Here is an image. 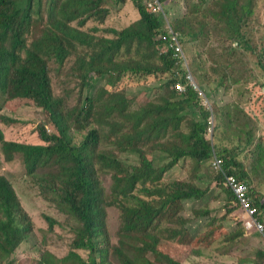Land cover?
Returning <instances> with one entry per match:
<instances>
[{"label": "trees", "instance_id": "1", "mask_svg": "<svg viewBox=\"0 0 264 264\" xmlns=\"http://www.w3.org/2000/svg\"><path fill=\"white\" fill-rule=\"evenodd\" d=\"M105 1L0 0V100H4L0 111L11 100L16 104L35 103L43 109L49 123L39 127L46 143L36 145L6 141L0 126V149L9 162L20 158L27 175L40 183L44 199L73 221L74 238L67 255L59 260L62 264H185L201 246H196L186 231L188 221L181 213L185 202L201 199L205 191L184 182L174 183L171 188L161 185L152 191L150 184L159 177L145 147L155 140L153 149L167 154L170 162L162 170L187 159L199 166L215 153L224 161L228 174L248 184L253 179L245 165L238 162L237 153L227 148L216 151L208 143L211 113L202 110L200 95L187 84L186 71L170 47L163 14L147 0H132L139 20L121 30H107L110 36H99L95 33L101 31L99 28L86 27L90 21L104 24L110 13L103 10ZM159 1L165 7L171 0ZM255 1L214 0L206 7L208 0H199L182 20H176L181 34L175 31L184 45L185 37L194 41L205 36L203 31L209 34L208 26L213 22L222 30L219 45L226 44L225 57L231 59L251 50L245 27ZM191 16L194 20L189 25ZM186 29L191 31L186 33ZM257 65L264 67L261 59ZM54 72L65 76L67 83L74 81L75 85L79 81L86 94L69 104L67 110L65 94L55 93ZM168 74L172 76L165 77ZM93 77L106 83L96 94L88 95L86 88ZM158 81L162 83L161 94L153 98L143 92L129 95L130 87L141 88ZM178 84H184L185 91H180ZM63 89L66 94L73 90L66 86ZM198 108L202 110L201 121L189 113ZM114 138L122 141L120 151L118 144L112 152L99 150L103 141ZM249 141L250 138L248 145ZM133 152L139 155V162L128 164L123 155ZM258 161L256 168L262 166L263 158ZM108 179L112 186L110 202ZM215 183L226 190L237 213V237L256 232L246 228L249 216L226 186L225 178L219 174ZM138 187L145 192L146 200L137 193ZM254 202L260 209L264 206L258 198ZM108 204L120 214L118 243L108 229ZM208 213L197 211L196 215ZM46 218L50 231L57 224H64L55 217ZM33 230L14 183L0 174V264L11 263L21 246L34 241L30 237ZM126 238L139 241L138 252L151 251L156 262L139 255L125 256L121 262L119 253L130 248L124 243ZM32 250L39 253L33 264H57L54 255L43 251L39 244Z\"/></svg>", "mask_w": 264, "mask_h": 264}, {"label": "rangeland", "instance_id": "2", "mask_svg": "<svg viewBox=\"0 0 264 264\" xmlns=\"http://www.w3.org/2000/svg\"><path fill=\"white\" fill-rule=\"evenodd\" d=\"M175 1L171 0L170 4L164 7L163 14L166 28L174 32L177 30L176 20L179 18L182 20L191 11L193 4L199 3V0ZM213 1L208 0V4L205 6L210 7ZM103 7V10H110L107 18L104 19V24L101 22L96 24L90 21L86 27V29L95 26L99 28L101 31L95 32L99 36H110L111 34L107 30L112 28L121 30L140 18L132 0H106ZM203 11L206 12V10ZM193 20L192 16L189 17V25L192 24ZM208 27H210L208 28L209 34L203 31L205 36H200L197 40L192 41L190 38H183L185 62L181 63V66L186 71V78L191 76L192 81L187 79V84L196 90L191 85L193 82L198 88L197 91L200 92L199 105L203 107L202 110L211 113L206 133L208 143L216 151L227 148L231 149L232 153L238 154V162L245 165L253 179V182L249 183L252 198H258L260 203L264 204V67L257 65V61L259 62L260 59L264 65V0L255 1L253 14L248 18V24L245 27V32L250 34L249 45H251V50L249 51H243V53H238L236 57L227 59L224 52L226 44L219 45V32L222 30L213 22ZM190 31L189 29L185 30L186 33ZM260 53L262 57L259 55ZM52 75L55 93L58 95L65 94L66 110L69 104L75 103L76 100L79 101L81 94L86 95L79 86L78 80L74 85V81L72 83L65 82V76L56 72ZM171 76L168 74L165 77ZM105 83L98 78H91L86 93L96 94L105 86ZM65 86L73 88L71 94H66L65 89H63ZM161 90L162 83L158 81L141 88L130 87L128 92L131 96H137L143 92L147 93L149 98H153L161 94ZM71 95L73 97H70ZM16 100L23 102L20 99ZM0 102L4 103V100H0ZM14 102L16 101H9L0 111V126L5 133V140L15 142L17 145L45 144L46 142L39 133V127L42 124H49L43 109L35 103L25 104V101L24 104H16ZM133 107L137 108V104H133ZM202 110L198 108L189 113L197 121H201L200 112ZM191 115L188 116L191 117ZM249 138L250 144L248 145ZM120 142L122 141L116 138L111 141H103L99 150H115L114 148L118 144L120 151L122 147ZM151 142L156 143L155 140ZM152 144L145 147L154 159V173L159 177L158 180H154L150 184L152 191H155V187H162L161 185H168L171 188L174 183L178 182H184L205 191V195L201 199L185 202L181 213L186 222L188 221L185 225L186 231L195 240L194 244L201 246L188 256L185 264H254L251 260L253 262L264 261V256L261 255L264 253V230L263 232L250 233L247 237H237L239 232L237 213L234 206L231 207L232 202L230 197L228 198L226 190L215 183L219 174L224 175L214 165L217 155L214 153L211 159L199 166L187 159L182 160L174 167L162 170L170 160L166 153L154 150ZM0 151L2 155L0 174L7 175L14 183L23 206L32 220L34 229L30 235L34 241L21 246L13 255L11 263L6 262L5 264H33L39 255V253L36 254L35 249L32 250L37 244L43 251L46 249L52 253L57 264H62L59 260L67 255L74 238L71 229L73 221L58 213L55 206L44 199L40 183L36 180L33 181V178L27 175L20 158L9 162L8 156L2 153L1 149ZM261 157L263 158L262 166L256 168V164H260L258 159ZM123 159L128 164H137L139 155L134 152L124 154ZM252 167L253 170L251 171ZM153 177L152 174L151 178ZM103 179L106 182L107 177L103 175ZM33 182H35L34 185ZM108 182L109 185L106 186V190L110 202L112 195L110 179ZM137 189L140 197L146 200L145 192L140 191L141 187ZM106 208L108 229L112 234L113 241L118 243L121 237L120 227L122 224L119 211L109 204ZM197 211H208L209 213L206 216L196 215ZM47 216L55 217L64 224H57L55 230L50 231ZM257 219L264 225V206L261 207V213ZM249 220L250 217L246 222ZM124 243L130 248L119 253L121 262L125 256L135 258L138 255L141 259L147 258L149 262H156V256L151 251L138 252L139 241L126 238Z\"/></svg>", "mask_w": 264, "mask_h": 264}, {"label": "built area", "instance_id": "3", "mask_svg": "<svg viewBox=\"0 0 264 264\" xmlns=\"http://www.w3.org/2000/svg\"><path fill=\"white\" fill-rule=\"evenodd\" d=\"M147 1L150 2V6H153L155 11H159L164 14V6L160 3L159 0ZM168 31L171 37L170 47L173 50L174 57L178 59L180 63L183 64L185 62V58L183 45L180 41V36L178 33L174 32L171 29H168ZM187 79L192 81L191 76H187L186 80ZM191 85L197 91L198 88L193 82L191 83ZM177 87L180 91H185L186 89V86L184 84H178ZM197 92L200 95V92ZM214 165L218 170H220L224 174L223 177L225 178L226 186L232 191L237 201L239 202L241 208L250 217V220L246 222V228L248 230L263 232L264 225L257 219V216H259L261 213V209L258 205H256L254 199L252 198L250 185L248 184V182L240 180L237 176L233 174H228L225 169L224 161L217 156L215 157Z\"/></svg>", "mask_w": 264, "mask_h": 264}]
</instances>
